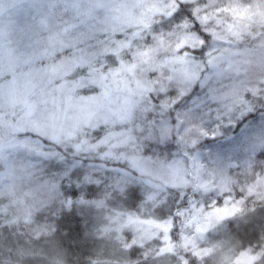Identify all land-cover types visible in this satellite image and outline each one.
I'll use <instances>...</instances> for the list:
<instances>
[{"label": "rangeland", "instance_id": "rangeland-1", "mask_svg": "<svg viewBox=\"0 0 264 264\" xmlns=\"http://www.w3.org/2000/svg\"><path fill=\"white\" fill-rule=\"evenodd\" d=\"M262 154L264 0H0V212L29 225L83 168L97 208L139 190L103 231L154 264H264L225 225L264 197Z\"/></svg>", "mask_w": 264, "mask_h": 264}, {"label": "trees", "instance_id": "trees-1", "mask_svg": "<svg viewBox=\"0 0 264 264\" xmlns=\"http://www.w3.org/2000/svg\"><path fill=\"white\" fill-rule=\"evenodd\" d=\"M186 6L184 3H178L180 11L194 23L192 29L203 35L204 41L199 49L191 52L195 58L203 59L205 51L215 53L216 50L208 48L210 42L206 34L200 31L196 22H193L194 18L187 12ZM194 89H198V84ZM192 94L191 92L184 100ZM177 106L178 104H174V109ZM22 135L32 136L45 144H51L31 132ZM262 157H264L263 154L259 159L264 162ZM187 162L189 163L188 159ZM82 171L83 168H78L77 175H74V171L63 180H67L68 185L61 186L60 197L45 209L37 211L34 214L33 222L29 225L18 219L16 213L11 209L8 212H0V264L155 263L151 257L143 255L136 246L128 247V242L123 244L124 240L119 241L113 235L105 234L103 231V216L108 212L115 211L116 208L133 210L140 201L139 190L136 187L129 188L124 195H113L103 207L97 208L94 202H89L91 198L95 199L93 195L96 196L97 187L91 184L84 185L81 181ZM74 176H76L75 183H73ZM187 198L188 195H185L184 199ZM182 203L185 204V202ZM246 204L235 219L225 223V225L229 224L227 229L234 240L230 245L223 243L229 253L256 247L264 240V222L257 223L249 220L252 215L264 212V197L252 206ZM173 205L172 214L176 213L181 204ZM174 217L177 220L180 219L176 214ZM42 228H46L47 231L44 233ZM178 254L185 258L190 257L187 262L182 264H200L196 263L194 257L189 254H183L180 250H178ZM217 258L216 255L215 259ZM263 258L264 254H262Z\"/></svg>", "mask_w": 264, "mask_h": 264}]
</instances>
